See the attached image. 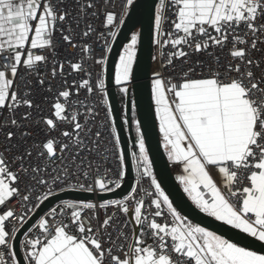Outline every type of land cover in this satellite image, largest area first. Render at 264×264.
I'll list each match as a JSON object with an SVG mask.
<instances>
[{
    "label": "snow or ice",
    "instance_id": "1",
    "mask_svg": "<svg viewBox=\"0 0 264 264\" xmlns=\"http://www.w3.org/2000/svg\"><path fill=\"white\" fill-rule=\"evenodd\" d=\"M75 3L79 11L73 17L53 0H0V116L8 113L0 124L6 141L0 150V264H17L16 231L8 230V222L24 217L8 207L14 200L26 207L36 187L47 189L36 197V207L58 195L57 186L60 191L114 192L126 174L111 124L120 170L115 180L107 168L100 175L94 157L106 162L111 150L101 145L99 112L91 97L101 95L108 105L102 78L107 56L97 58L95 47L103 39L105 52L111 51L108 45L117 39L134 0H124L119 13L111 9V0L102 11L93 0ZM168 11L174 15L171 32L163 31ZM88 16L101 18L102 28L85 21ZM73 19L76 27L85 21L78 36ZM153 27L161 70L152 72L150 99L161 146L168 161L181 168L178 183L199 212L264 245V55L257 56L264 52V0H158ZM58 28L77 56L58 52L53 40ZM139 37L131 33L114 66V83L125 97L134 79ZM169 46L174 51L165 56ZM197 54L203 58L192 61ZM49 64L50 70L41 73ZM95 68L100 73L94 79ZM37 88L47 93L40 101ZM132 113L139 153H133V167L150 179L154 191H145L138 180L122 199L62 201L39 219L38 236L21 242L27 264H264V253L192 223L174 207L153 174L135 103ZM109 207L131 217V235L110 231L115 213L100 221L99 211ZM85 212L94 215L86 218Z\"/></svg>",
    "mask_w": 264,
    "mask_h": 264
},
{
    "label": "water",
    "instance_id": "2",
    "mask_svg": "<svg viewBox=\"0 0 264 264\" xmlns=\"http://www.w3.org/2000/svg\"><path fill=\"white\" fill-rule=\"evenodd\" d=\"M156 1L134 0L133 6L129 8L128 15L125 17L124 25L119 29L117 39L110 45L111 51L107 53V64L104 70L105 88L109 107L112 110L113 124L117 128V134L120 139V151L125 157L124 171L126 174L121 188L116 189L114 192L105 193H89L79 190L57 191L58 195L49 197L47 201L36 207L17 229L16 237L12 241L14 245L13 251L17 256V264H25L20 250L21 236L40 214L55 202L62 199L103 201L119 198L129 191L134 178L131 148L134 149L136 146L131 123L130 95L132 102L136 105L135 116L136 120L140 122L141 132L145 137L149 159L152 162L153 174L170 200L173 201L174 207H177L182 215L187 216L194 223L206 227L210 231H215L226 238L239 239L241 244L249 245L253 250L264 253V245H261L260 242L254 241L252 238L241 237L236 230L215 221L195 208L188 199L187 194L183 192L182 186L178 183L171 163L168 161L167 155L161 146L158 124L154 115V106L151 104L150 99V70L153 54L152 37L154 34L153 20ZM134 30L140 33L137 44V64L135 65L134 79L128 85L123 118L116 92L117 85L114 83V66L123 45ZM125 119L128 121L127 124L124 123ZM132 224L135 228L134 221H132Z\"/></svg>",
    "mask_w": 264,
    "mask_h": 264
},
{
    "label": "built area",
    "instance_id": "3",
    "mask_svg": "<svg viewBox=\"0 0 264 264\" xmlns=\"http://www.w3.org/2000/svg\"><path fill=\"white\" fill-rule=\"evenodd\" d=\"M94 3L97 4L98 7L101 8V11L103 10V7L108 3V0H93ZM124 2V0H111V9L114 11H117L118 13L121 10V5ZM158 2V0L156 1ZM53 3L58 7V8H64L67 7L70 11H72V15L73 17H76L78 15V6L75 3V0H63V2H61V0H53ZM174 19V15L171 11L167 12V17H166V22L163 24V31L165 32H171L173 31V25H172V20ZM85 21L90 22L93 27H96L98 29L102 28V19L101 18H96V17H85ZM85 21H81L79 27H76V21L73 19L72 20V27L74 28V36H78V34L84 29V23ZM64 27L66 28L67 25H64ZM199 39V38H198ZM54 43L58 46V52L61 55H65V56H69V57H75L78 55V50L77 49H73L71 47H68L67 45H64L63 41H62V34L59 31V28L53 38ZM112 42H110V44L108 45L110 47ZM262 49H264V45L260 46ZM186 51H191L190 49L185 48ZM174 51V49H172L170 46L163 49L164 55L167 56V54L169 52ZM215 51L220 54L221 56H223V53H220L219 48L215 49ZM160 52L161 49H159L155 44H153V54L152 57L155 56L157 59L155 61H153L152 59V64H151V76H152V72L154 70H161V56H160ZM95 53H96V57L99 58L101 55H106L108 52H105V44H104V40L101 39L97 42L96 47H95ZM264 55V52H260L257 53V56H261ZM198 58H203L201 57L199 54L197 55H192L191 56V60L192 61H196ZM177 63V70H179L180 67V63L179 61L176 62ZM51 64H49L48 68H44L41 67L40 71L41 73L50 70ZM100 73V69L99 68H95L93 75H94V79L95 76ZM20 75H25L23 69L20 70ZM102 78L104 79V73ZM19 79V78H18ZM26 79L29 81L34 80L33 76H26ZM69 80H71V77H69ZM35 95L37 97V100L40 101L43 99L44 96L47 95V93L39 90L37 88V90L35 91ZM83 95V94H82ZM91 102L94 103L97 106V111L99 112V116L96 120V126L97 128L103 132V137L101 139V145L103 147H107L109 148L111 151L109 152L108 156H107V161L105 162L103 160L102 157L96 156L94 157V159L96 160V163L99 165L100 167V175L103 176L104 175V170L105 168H107L108 171V176L109 179L115 180L118 178V172H119V161L116 158L115 155V149H114V141L112 140L111 134H110V126L111 124H113V119L111 117V119L109 120L107 118V110L109 107V103L108 105H105L103 103V96L101 95H97L94 94L91 97ZM45 107H47L45 105ZM23 111V109H21V112ZM8 113H4L3 116H0V124H3L5 121V118L7 117ZM20 113H17V117L19 118ZM137 144V143H136ZM6 145V141L4 139L3 133L0 132V150H3V148ZM102 150V149H101ZM120 151V149H119ZM121 152V151H120ZM133 153H136L137 155L138 153V148L135 146L134 149L131 148V161H132V167H133V160H132V156ZM142 171V170H141ZM133 172H134V178H133V182L132 185L137 184V181L140 180V187H142L143 189H145V191H154V189L151 187V183H150V179L147 177H143L141 178L140 176H138L137 173V169L135 167H133ZM158 181V180H157ZM92 181L89 180L88 183H91ZM131 185V186H132ZM60 186L54 187L53 191L57 192L60 191L59 190ZM131 190V187L129 189V191ZM34 195L32 196V200L27 204L26 207H17V204L19 202V198H17L16 200H14L8 207L13 208L17 214V217L23 216L24 220L32 213V211L36 208V204H37V196H42L44 194V192L47 191L46 188H39L36 187L34 188ZM128 191V192H129ZM127 192V193H128ZM126 193V194H127ZM124 194V195H126ZM123 195V196H124ZM142 195V193L140 194ZM123 196L119 197V198H115V199H122ZM113 199V200H115ZM64 200H73V199H62L59 200L57 202H55L54 204H52L49 208H47L45 211H43L40 216L26 229V231L23 233V235L21 236L20 239V250L21 253L23 255L25 264H27V260H26V252H27V248L25 246H22V241H25L26 239H33L36 238L38 236V229L35 227L38 224V221L41 217L46 216V214L54 207H57L59 204H61L62 201ZM73 201H84V200H73ZM90 202L93 203H99L100 201L97 200H91ZM134 207L133 203L129 204V210L132 211ZM145 207H148V204L146 202ZM27 209H31V211H28ZM114 215L113 218V222H112V228L110 229V231L113 232V235L115 236L117 234V231L120 229H123L125 231H127L130 235L133 233L134 227L132 224V219L129 216H124L122 213H120L117 209L109 207L106 211L101 209L99 211V217H100V221H102L106 215ZM93 213L91 212H85L84 216L87 217H93ZM157 220L159 222H164V217H160L157 218ZM168 220L170 221L171 218L168 217ZM23 222H18L16 217H13L9 222H8V230L11 232L13 230L17 231V229L20 227V225ZM93 225L95 226V224L97 223V221L95 219L92 220ZM42 238V237H41Z\"/></svg>",
    "mask_w": 264,
    "mask_h": 264
},
{
    "label": "trees",
    "instance_id": "4",
    "mask_svg": "<svg viewBox=\"0 0 264 264\" xmlns=\"http://www.w3.org/2000/svg\"><path fill=\"white\" fill-rule=\"evenodd\" d=\"M134 31H137V30H134ZM131 35V34H130ZM130 37V36H129ZM128 37V38H129ZM128 87V86H126ZM116 92H117V97H118V101H119V106H120V110L122 112V116L124 117V108H125V95L122 94L120 91H119V88L118 86H116ZM132 106H133V102H132V97L130 95V108H131V123H132V129H133V133H134V138H135V141H136V136H137V132H136V127H135V124L132 122L133 121V113H132ZM135 119H136V116H135ZM89 201V200H88ZM91 201V200H90ZM190 220V219H189ZM191 221V220H190ZM192 223H194L193 221H191ZM196 224V223H194Z\"/></svg>",
    "mask_w": 264,
    "mask_h": 264
},
{
    "label": "crops",
    "instance_id": "5",
    "mask_svg": "<svg viewBox=\"0 0 264 264\" xmlns=\"http://www.w3.org/2000/svg\"><path fill=\"white\" fill-rule=\"evenodd\" d=\"M171 166L173 168V171L176 177L181 174V168L179 166L174 165L172 163H171Z\"/></svg>",
    "mask_w": 264,
    "mask_h": 264
},
{
    "label": "rangeland",
    "instance_id": "6",
    "mask_svg": "<svg viewBox=\"0 0 264 264\" xmlns=\"http://www.w3.org/2000/svg\"><path fill=\"white\" fill-rule=\"evenodd\" d=\"M131 36V35H130ZM130 39V37L127 39V41L125 42V43H127L128 42V40ZM129 85V84H128ZM128 85H126V86H128ZM136 143H137V136H136ZM108 200H113V199H108ZM88 201V200H87ZM89 202H90V200H89Z\"/></svg>",
    "mask_w": 264,
    "mask_h": 264
},
{
    "label": "flooded vegetation",
    "instance_id": "7",
    "mask_svg": "<svg viewBox=\"0 0 264 264\" xmlns=\"http://www.w3.org/2000/svg\"><path fill=\"white\" fill-rule=\"evenodd\" d=\"M124 118V117H123Z\"/></svg>",
    "mask_w": 264,
    "mask_h": 264
}]
</instances>
